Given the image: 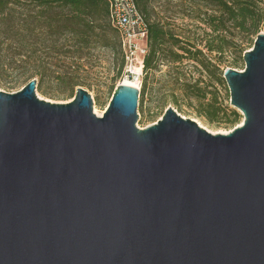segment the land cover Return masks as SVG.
<instances>
[{
    "label": "water",
    "instance_id": "95a60500",
    "mask_svg": "<svg viewBox=\"0 0 264 264\" xmlns=\"http://www.w3.org/2000/svg\"><path fill=\"white\" fill-rule=\"evenodd\" d=\"M243 60L229 134L174 108L141 129L131 85L101 117L83 88L0 89V264H264V32Z\"/></svg>",
    "mask_w": 264,
    "mask_h": 264
},
{
    "label": "trees",
    "instance_id": "16d2710c",
    "mask_svg": "<svg viewBox=\"0 0 264 264\" xmlns=\"http://www.w3.org/2000/svg\"><path fill=\"white\" fill-rule=\"evenodd\" d=\"M135 2L148 25V51L142 62L146 75L162 63L188 62L209 78L218 75L221 82L226 69H238L244 53L264 32V0H186L188 9L183 15L205 26L198 43L203 49H199L198 41L185 44L173 30L153 19V0ZM98 47L120 58L117 77H123L126 59L121 37L104 0H0V89L7 93L37 79V92L45 97L69 94L73 99L84 82L72 68ZM64 60L68 66L62 65ZM147 90L144 81L141 110ZM174 90L197 101L198 117L211 125H234L242 118L236 110L220 105L206 85L195 82ZM175 105L181 113L178 101Z\"/></svg>",
    "mask_w": 264,
    "mask_h": 264
},
{
    "label": "rangeland",
    "instance_id": "374dc122",
    "mask_svg": "<svg viewBox=\"0 0 264 264\" xmlns=\"http://www.w3.org/2000/svg\"><path fill=\"white\" fill-rule=\"evenodd\" d=\"M187 9L188 2H186V0H153L152 3L154 20L164 23L168 28L173 30L185 44H193L196 41H198V44L202 39L205 26L194 23L185 16L186 14L183 15ZM198 47L199 49H203V46H199V44ZM137 58L136 68L140 73L143 57L139 55ZM64 63L65 64L62 65L68 66L69 61L64 60ZM118 63H120V58L114 56L111 50L98 47L92 51L90 58L77 62L75 67L72 68L78 72V75L84 82L83 86L78 88H83L89 93L93 100L94 113L99 117L108 109L116 89L122 85L124 81L128 80L138 84L136 81L117 77ZM244 69L245 63L244 60H242L240 67L236 70L242 71ZM144 81L147 83L148 90L143 110H141L140 106L138 107L139 120L137 126L141 129L156 124L162 119L169 108H174L186 119L196 121L202 128L212 134H229L244 122V116L241 112L231 105L230 90L226 81L223 79L220 82L218 75L214 78H209L191 63L185 62L183 65L162 63L156 71L149 72L147 75L145 72L142 74L140 77L141 85L138 84L140 89ZM195 82L200 83L202 86L206 85L210 91L214 93L219 104L223 107L236 110L241 115V120L234 125L227 122L211 125L206 119L199 118L196 111L198 102L195 100H188L186 97L188 93L185 94L183 91L174 90L181 88V86L185 84ZM77 89L75 90L74 97ZM20 90H22V87L9 93H16ZM49 91L51 93L53 92L51 88H49ZM36 94L41 100L58 104L70 103L74 99H71L69 94L55 95L56 97L53 98L45 97L39 92ZM174 94L176 96H174ZM175 101H178L181 106V113L177 109ZM95 109H97L98 114Z\"/></svg>",
    "mask_w": 264,
    "mask_h": 264
},
{
    "label": "built area",
    "instance_id": "2783aa9c",
    "mask_svg": "<svg viewBox=\"0 0 264 264\" xmlns=\"http://www.w3.org/2000/svg\"><path fill=\"white\" fill-rule=\"evenodd\" d=\"M109 5L110 20L119 32L126 65L123 78L140 83L143 74L136 68L139 55L144 58L147 54L148 25L143 14L137 8L135 0H104ZM142 58V62H143Z\"/></svg>",
    "mask_w": 264,
    "mask_h": 264
},
{
    "label": "bare ground",
    "instance_id": "6f19581e",
    "mask_svg": "<svg viewBox=\"0 0 264 264\" xmlns=\"http://www.w3.org/2000/svg\"><path fill=\"white\" fill-rule=\"evenodd\" d=\"M123 84L124 85H131V86L139 87L137 83H134V82H131V81H128V80L124 81ZM95 111L98 114L97 109H95Z\"/></svg>",
    "mask_w": 264,
    "mask_h": 264
}]
</instances>
